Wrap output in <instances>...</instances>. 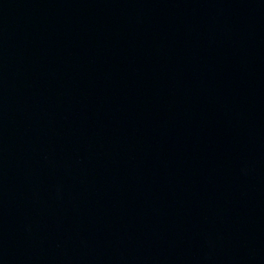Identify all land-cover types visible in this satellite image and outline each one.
<instances>
[{"label":"water","instance_id":"95a60500","mask_svg":"<svg viewBox=\"0 0 264 264\" xmlns=\"http://www.w3.org/2000/svg\"><path fill=\"white\" fill-rule=\"evenodd\" d=\"M0 264H264V0H0Z\"/></svg>","mask_w":264,"mask_h":264}]
</instances>
